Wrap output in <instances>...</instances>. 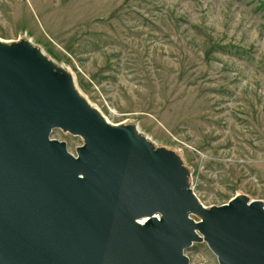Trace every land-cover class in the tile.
<instances>
[{
	"label": "rangeland",
	"instance_id": "obj_1",
	"mask_svg": "<svg viewBox=\"0 0 264 264\" xmlns=\"http://www.w3.org/2000/svg\"><path fill=\"white\" fill-rule=\"evenodd\" d=\"M23 40L110 125L175 153L205 209L264 205V0H0V42ZM184 255L217 264L204 242Z\"/></svg>",
	"mask_w": 264,
	"mask_h": 264
},
{
	"label": "water",
	"instance_id": "obj_2",
	"mask_svg": "<svg viewBox=\"0 0 264 264\" xmlns=\"http://www.w3.org/2000/svg\"><path fill=\"white\" fill-rule=\"evenodd\" d=\"M56 129L82 139L75 157ZM189 176L27 41L0 42V264H189L201 242L217 264H264V205L205 209Z\"/></svg>",
	"mask_w": 264,
	"mask_h": 264
},
{
	"label": "built area",
	"instance_id": "obj_3",
	"mask_svg": "<svg viewBox=\"0 0 264 264\" xmlns=\"http://www.w3.org/2000/svg\"><path fill=\"white\" fill-rule=\"evenodd\" d=\"M190 189H191V191L193 192L194 191V189H193V187L190 185ZM194 193V192H193Z\"/></svg>",
	"mask_w": 264,
	"mask_h": 264
}]
</instances>
